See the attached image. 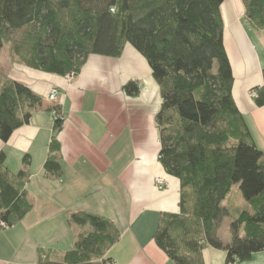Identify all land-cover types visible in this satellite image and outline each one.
I'll list each match as a JSON object with an SVG mask.
<instances>
[{"label":"trees","instance_id":"obj_1","mask_svg":"<svg viewBox=\"0 0 264 264\" xmlns=\"http://www.w3.org/2000/svg\"><path fill=\"white\" fill-rule=\"evenodd\" d=\"M225 0H0V51L7 45L13 65L59 76H76L89 55L117 57L126 44L148 62L161 105L158 160L180 182L178 213L162 212L153 238L176 264H202L203 245L226 250V262H244L264 250V153L256 145L233 96V73L223 40ZM246 20L264 29V0H242ZM264 80V70H263ZM137 95L139 84L123 86ZM264 105V86L254 89ZM43 97L0 71V141L27 124ZM57 134L62 125L53 106ZM59 150L53 138L50 152ZM0 150V221L18 223L32 205L24 168L11 172ZM25 165L28 157L23 158ZM46 174L60 164L49 155ZM238 184L249 209L229 223L223 244L218 228L230 215L222 202ZM68 223L89 228L60 261L38 264H105L117 242L115 224L76 211Z\"/></svg>","mask_w":264,"mask_h":264},{"label":"crops","instance_id":"obj_2","mask_svg":"<svg viewBox=\"0 0 264 264\" xmlns=\"http://www.w3.org/2000/svg\"><path fill=\"white\" fill-rule=\"evenodd\" d=\"M223 40L232 73V96L251 135L264 153V105L257 106L254 89L264 86V29L245 18L242 0L221 5ZM10 68V69H9ZM43 97L27 124L0 141L5 166L11 172L24 168V188L31 209L12 226H0V264H38L46 256L60 261L89 227L68 223L76 211H87L111 220L119 238L105 254V264H176L156 245L153 235L162 212L180 211V182L166 173L158 160L159 128L155 119L161 105L159 86L147 60L126 44L117 57L89 55L71 80L22 65L6 72ZM139 84L129 96L123 86ZM51 88L58 102L49 101ZM59 106L60 131L55 134L49 109ZM59 150L50 152L52 140ZM52 154L60 164L58 175L46 174L44 163ZM27 156L29 164L23 163ZM164 181L155 184V178ZM245 209L225 204L218 236L229 243V223ZM202 264H227L226 250L203 245ZM231 264H264V250L248 261Z\"/></svg>","mask_w":264,"mask_h":264},{"label":"rangeland","instance_id":"obj_3","mask_svg":"<svg viewBox=\"0 0 264 264\" xmlns=\"http://www.w3.org/2000/svg\"><path fill=\"white\" fill-rule=\"evenodd\" d=\"M11 65H13V62L11 61V57L9 55V50L7 48V45H6L0 51V71L3 72V73H6L8 71V67H10ZM52 120H53V118H52ZM53 123H54V120H53ZM225 204L237 205L239 209H243V208L245 209V207L247 206L246 205V200L244 199V197H243V195H242V193H241V191L239 189V185L238 184L234 185L229 197H227L222 202V205L225 206ZM222 223H223V221L221 222V224L219 226L220 227L219 229H221V232H223V229H222L223 224Z\"/></svg>","mask_w":264,"mask_h":264},{"label":"built area","instance_id":"obj_4","mask_svg":"<svg viewBox=\"0 0 264 264\" xmlns=\"http://www.w3.org/2000/svg\"><path fill=\"white\" fill-rule=\"evenodd\" d=\"M66 77L68 78V80H71L73 78V75H67ZM252 96L255 97L256 93L253 92ZM48 99L51 102H53L54 104H56L58 102V91H57L56 88H51L50 89V91L48 93ZM57 113L58 112L55 109L51 110V115H52L53 120L57 118ZM59 116H60V118H62V115L60 113H59ZM155 184L157 186H163L165 183H164V181L161 178L157 177V178H155ZM6 225L7 224L5 222L0 221V226L5 227ZM228 264H231V262H229Z\"/></svg>","mask_w":264,"mask_h":264}]
</instances>
